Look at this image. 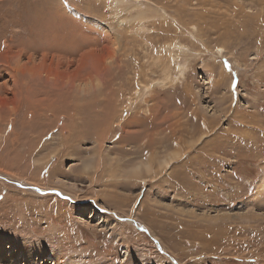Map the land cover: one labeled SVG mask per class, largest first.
<instances>
[{
  "label": "rangeland",
  "instance_id": "1",
  "mask_svg": "<svg viewBox=\"0 0 264 264\" xmlns=\"http://www.w3.org/2000/svg\"><path fill=\"white\" fill-rule=\"evenodd\" d=\"M0 264H264V0H0Z\"/></svg>",
  "mask_w": 264,
  "mask_h": 264
},
{
  "label": "bare ground",
  "instance_id": "2",
  "mask_svg": "<svg viewBox=\"0 0 264 264\" xmlns=\"http://www.w3.org/2000/svg\"><path fill=\"white\" fill-rule=\"evenodd\" d=\"M123 125V124H122ZM122 127V126H121ZM124 129H125V126H124ZM83 130V129H82ZM77 137V136H76ZM50 157V156H49ZM2 168V167H1ZM5 171V170H4ZM6 172V171H5ZM139 209V208H138ZM32 256V255H31Z\"/></svg>",
  "mask_w": 264,
  "mask_h": 264
}]
</instances>
